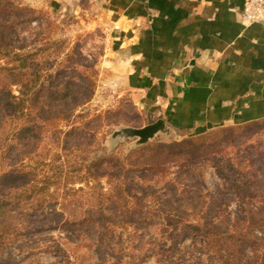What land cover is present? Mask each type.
Returning a JSON list of instances; mask_svg holds the SVG:
<instances>
[{"label": "rangeland", "instance_id": "rangeland-1", "mask_svg": "<svg viewBox=\"0 0 264 264\" xmlns=\"http://www.w3.org/2000/svg\"><path fill=\"white\" fill-rule=\"evenodd\" d=\"M54 1L0 0V66L12 71L0 78L27 95L15 124L31 127L8 163L49 181L14 210L18 238L0 249V264H264V121L192 134L168 124L170 133L138 147L113 140L115 130L163 115L134 99L87 5ZM186 140L198 149L190 158L131 153ZM108 156L133 164L122 166L123 187L108 167L93 169L94 180L69 166ZM130 192L147 202L134 204ZM217 224L223 234L210 232Z\"/></svg>", "mask_w": 264, "mask_h": 264}, {"label": "crops", "instance_id": "crops-1", "mask_svg": "<svg viewBox=\"0 0 264 264\" xmlns=\"http://www.w3.org/2000/svg\"><path fill=\"white\" fill-rule=\"evenodd\" d=\"M74 1L108 31L134 99L167 125L192 134L264 121V19L244 24L245 0Z\"/></svg>", "mask_w": 264, "mask_h": 264}, {"label": "trees", "instance_id": "trees-1", "mask_svg": "<svg viewBox=\"0 0 264 264\" xmlns=\"http://www.w3.org/2000/svg\"><path fill=\"white\" fill-rule=\"evenodd\" d=\"M1 71L8 76H11L12 74L11 69L4 68L2 66H0V72ZM6 88L7 83H2V79L0 78V155L2 157V165L0 166L5 168L2 169L1 167L0 169V249L5 245L6 242L18 238L19 232L16 231V228L12 222V220L14 219V210L18 207L20 208L21 204L27 203L35 197L42 196L43 192L46 189V186L49 183V181H47L46 185H41L39 183V180H37L35 174L31 176V170L19 168L14 165L16 164L14 162L8 163L11 154L17 150V147L24 148L28 144L25 140L30 137L31 127H29L25 122L20 125L15 124V121L17 119H24L26 116V110L29 103L27 95L23 93L19 97L14 95L9 89ZM10 136L15 137V139H19V142H10L12 140L10 139ZM192 141L195 143V140ZM192 141H175L173 143L166 144L154 143L151 148L146 145L134 150L131 153L139 155L138 153L140 152H146L156 149L154 154H168V156L180 158V154L184 153L189 156L188 158H190L195 155L196 151L198 150H193L192 152L187 150L188 146L193 143ZM114 159L115 158L113 156L99 159L95 158L93 159V161H91V163H85V161H83L84 163L79 164V167H77L78 164H76L78 162L69 164V166H72V169L74 168L78 170H82V168L86 167V170L90 172V176L88 177H91L94 180L99 178V176L97 175L98 173H95L97 172V170L100 171L108 167L110 172H112V175L114 174L113 177L116 178L120 187H123L122 185L124 182V178L120 177L122 168H125L127 164L131 166L133 164L127 163L126 165H124V163H121V161H119L117 165H114ZM131 161L133 160H129V162ZM131 166L126 168L127 171L130 170ZM93 169H95L96 171L94 172ZM59 170L60 171L56 174L58 176L62 174L61 168ZM146 196L147 195L139 196L133 192H130L129 197L132 199L134 204H137L146 203L147 201L144 202ZM129 197H127V199H129ZM126 202L128 203V201ZM213 228L214 229L210 232H221V234L225 232L222 231L221 226L218 224L214 225ZM231 232L232 229H228V231H226L225 233V236L227 237L226 234L231 235ZM219 236L220 238H223L221 235ZM220 238L214 241L216 246H219L222 243L220 241ZM223 243H228V240L225 239V242Z\"/></svg>", "mask_w": 264, "mask_h": 264}, {"label": "water", "instance_id": "water-1", "mask_svg": "<svg viewBox=\"0 0 264 264\" xmlns=\"http://www.w3.org/2000/svg\"><path fill=\"white\" fill-rule=\"evenodd\" d=\"M171 129L165 119L159 118L155 122L142 127H121L111 134V138L113 140L134 139V146L138 147L156 139L160 133H170Z\"/></svg>", "mask_w": 264, "mask_h": 264}, {"label": "built area", "instance_id": "built-area-1", "mask_svg": "<svg viewBox=\"0 0 264 264\" xmlns=\"http://www.w3.org/2000/svg\"><path fill=\"white\" fill-rule=\"evenodd\" d=\"M264 0H245L242 21L244 24L263 20Z\"/></svg>", "mask_w": 264, "mask_h": 264}]
</instances>
